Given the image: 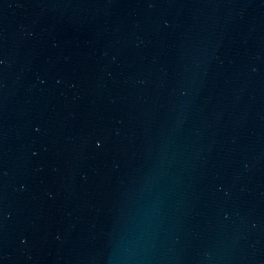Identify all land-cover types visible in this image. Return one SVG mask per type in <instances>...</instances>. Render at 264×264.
I'll use <instances>...</instances> for the list:
<instances>
[{
    "label": "water",
    "instance_id": "95a60500",
    "mask_svg": "<svg viewBox=\"0 0 264 264\" xmlns=\"http://www.w3.org/2000/svg\"><path fill=\"white\" fill-rule=\"evenodd\" d=\"M0 264H264V0H0Z\"/></svg>",
    "mask_w": 264,
    "mask_h": 264
}]
</instances>
